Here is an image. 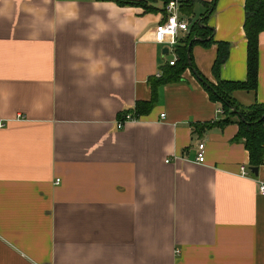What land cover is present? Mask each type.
<instances>
[{"label":"crops","instance_id":"1","mask_svg":"<svg viewBox=\"0 0 264 264\" xmlns=\"http://www.w3.org/2000/svg\"><path fill=\"white\" fill-rule=\"evenodd\" d=\"M125 1L0 0V264H264L262 165L241 175L237 118L214 124L222 103L190 67L153 88L178 61L155 40L166 0ZM183 1L178 46L207 14L195 66L217 83L228 42L220 77L245 81V0ZM232 96L264 103V31L257 90Z\"/></svg>","mask_w":264,"mask_h":264},{"label":"trees","instance_id":"2","mask_svg":"<svg viewBox=\"0 0 264 264\" xmlns=\"http://www.w3.org/2000/svg\"><path fill=\"white\" fill-rule=\"evenodd\" d=\"M119 3L125 0H115ZM182 2H184L182 0ZM216 0L211 2L210 10L213 11ZM168 0H166V4ZM208 15L206 14L201 21L194 22L191 31L184 38L182 47L175 46L178 61L163 69L162 76L156 80L150 79L153 88L160 85L178 82L182 78L183 71L190 67L202 83L210 92L211 98L222 103L223 112L226 117L216 125H225L232 121V117L237 118L239 131L236 140H243L246 149L249 151L250 167H260L264 164V103H256L251 106H242L235 101L232 96L233 91L257 90L258 70H259V35L264 31V0H245V21L244 30L247 36V79L245 81H226L221 79L220 70L227 61L230 51V43L218 42V53L213 65V72L217 78V83L209 81L194 64L191 48L196 42L208 46L214 41V29L203 26ZM191 44L190 50L189 45ZM190 54V56H188ZM209 85V86H208ZM156 99L150 102L138 103L140 114L146 113L154 106ZM233 107L237 109L233 110ZM210 123L208 126L214 125Z\"/></svg>","mask_w":264,"mask_h":264},{"label":"built area","instance_id":"3","mask_svg":"<svg viewBox=\"0 0 264 264\" xmlns=\"http://www.w3.org/2000/svg\"><path fill=\"white\" fill-rule=\"evenodd\" d=\"M167 16L165 20L159 22L156 26L155 31V40L160 44H167L171 48H175L179 41V32L189 30V22L186 19H183L179 15L180 10V0H168V3L165 6ZM177 58L170 61V64H174ZM164 117V114L162 115ZM137 118L133 113H125L117 121L118 128H123L126 123L135 121ZM4 126V121L0 119V128ZM170 161L167 160V162ZM196 161L198 163L205 162V142H200L198 145V152L196 156ZM264 170V164L261 167ZM250 172V167L248 165H241L240 173L241 175H248ZM257 178V177H256ZM60 179H57V183ZM259 182L260 191L264 194V180L257 178Z\"/></svg>","mask_w":264,"mask_h":264},{"label":"water","instance_id":"4","mask_svg":"<svg viewBox=\"0 0 264 264\" xmlns=\"http://www.w3.org/2000/svg\"><path fill=\"white\" fill-rule=\"evenodd\" d=\"M191 44L192 43H190V45H189V49H190V47H191ZM188 56H190V54H188ZM198 78H200L199 76H198ZM201 79V78H200ZM209 86V85H208ZM233 110H236L237 111V109L235 108V107H233ZM250 169L256 174V175H259V167H257V166H254V167H250Z\"/></svg>","mask_w":264,"mask_h":264}]
</instances>
